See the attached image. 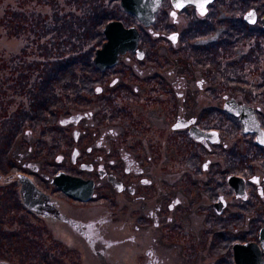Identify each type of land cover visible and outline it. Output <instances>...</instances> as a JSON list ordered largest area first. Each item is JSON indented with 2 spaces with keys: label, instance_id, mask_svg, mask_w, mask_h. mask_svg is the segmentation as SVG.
Wrapping results in <instances>:
<instances>
[{
  "label": "flooded vegetation",
  "instance_id": "obj_1",
  "mask_svg": "<svg viewBox=\"0 0 264 264\" xmlns=\"http://www.w3.org/2000/svg\"><path fill=\"white\" fill-rule=\"evenodd\" d=\"M169 5L173 25L178 11L196 13L189 4L179 10ZM263 16L264 7H246L237 23L255 30L249 52L260 80L256 86L238 80L231 90L236 87L240 96L214 97V85L201 78L189 86L187 76L197 73L179 69L177 59V65L161 67L144 53L139 32L145 29L172 47L180 43V32L153 31V20L147 26L137 22L142 55L118 54L112 66L124 60L129 67L109 77L106 68L95 71L103 76L92 80L93 95L82 97L87 106L57 120L59 150L45 164L36 163L29 144L23 157L16 140L17 170L3 179L11 191L2 187V208L20 206L40 217L52 243L46 251L55 252L59 264L77 253L81 261L75 264H264ZM228 25L215 24L207 39ZM233 31L226 50L242 54L245 34ZM60 172L81 179L85 200L65 195L52 182ZM0 264L18 263L3 258Z\"/></svg>",
  "mask_w": 264,
  "mask_h": 264
},
{
  "label": "rangeland",
  "instance_id": "obj_2",
  "mask_svg": "<svg viewBox=\"0 0 264 264\" xmlns=\"http://www.w3.org/2000/svg\"><path fill=\"white\" fill-rule=\"evenodd\" d=\"M167 5L168 0H161L149 28L153 31L164 32L178 30L180 32V43L176 47H172L169 44H165L163 40L159 41V39L154 38L143 29L141 30L142 32H139V43H142L141 46L144 47L145 54L161 61V67L164 69L173 66L175 63L177 65L175 59L185 58L189 64V67L185 69L188 74L193 71L197 73L196 76L191 78L186 75L188 85L194 88V80L201 78L203 79V84L210 83V85H214L211 90L214 97L220 94L233 95L234 93L240 96L236 92V87L231 90V86H237L238 80L245 83V86H256L259 83L260 80L257 79L258 71L254 66V52L252 50L249 52L250 45L253 43L254 35L252 34L255 30L247 26L242 29L239 26L237 27V23L241 22L239 16L246 7H264V0H217L206 7L207 11L203 15L196 14L191 8L182 9L178 11L176 17L178 25H173L171 17L168 16L169 7ZM83 7L85 9L91 7L95 10V20L87 21L84 32L81 29L79 34L71 40L70 35L75 29V23L71 25V31L68 35L60 25L67 20L69 11L74 10V8H79V14L82 15ZM101 12L103 16L102 14L100 15ZM16 14L21 16L22 19H26L19 24L23 27L19 29L5 26V18L10 15L13 16V20L16 23L18 18ZM42 15H45L43 19L36 18V16ZM131 16L133 15L121 9L118 0H0V204H2L1 199L4 198L5 189L10 190V188L4 187L7 183H4L3 179L9 173L17 170L15 159L18 156L12 155L13 151L10 146L16 139H19L17 143L20 142L19 147L23 148L24 157L26 145H31L32 156L37 164V161L45 164L49 157L59 150L56 148L57 142L60 141L57 139L58 131H55L56 128L58 129L56 119L58 120L62 116L85 108L88 103H83L81 95L87 87L91 89L95 85V82L91 84L83 83L82 85L80 79L82 72L83 74L91 75L89 80L103 76L92 73L89 64V59L91 58L92 60L94 49L99 48L100 44L105 41L102 27L109 20H119L124 27L126 25L138 27L136 19ZM30 19L33 20L30 21ZM42 20L47 21L49 28L55 31L57 40L62 39L64 43L69 42L68 50L72 46L73 49H75L74 46H80V52L74 54L78 57L77 62H80V64H76L77 69L72 70L73 76L77 77L78 75V81L73 83H75L74 90L78 91L79 97L74 99L72 104L68 100L73 96L71 94L68 95V99L62 104H59L60 102L58 101H54L52 104L49 102L48 104V101L46 102L48 97L45 96V91L40 94L44 101L38 107L39 112L36 114L32 111L33 106L27 96L33 93V89L39 84L37 81L40 78L44 80L57 79L56 73L49 70L51 65H45L43 59L30 64L33 60L29 56L30 50L23 47L25 35L28 36L31 33V28L25 23L31 24L32 29H39L43 23ZM221 23H228L229 25L216 28L214 36L207 39L212 27ZM233 30L245 34L243 37L244 39L246 38L245 48L242 54L230 55V48L226 50V44L231 42L230 39H234L235 31ZM246 34L250 35V37H247ZM240 38L236 39L235 42H239ZM50 40L49 37L46 38L47 42ZM62 44L59 42L56 46L53 45L52 49H60L63 47ZM128 51L126 50L125 52ZM14 56L19 57V68H17V61ZM193 57L196 58L195 63ZM132 59L134 58L132 57ZM142 64L138 68H144ZM262 65V63L259 64L258 70H260ZM128 67L122 60L120 63L106 68L109 73H106L105 76L109 77L113 74L112 72L116 73L118 70H124ZM32 68L42 73L33 74L28 79L26 71L33 70ZM185 72H182V74L184 75ZM18 75L21 77L20 86L18 84ZM209 76L210 78H208ZM223 76L226 77L225 81ZM123 91L125 92L126 90L123 89ZM55 92L58 96L59 92L57 89H55ZM128 99H132L131 96L120 102H125ZM139 100L142 102L141 99ZM131 101L133 102V100ZM132 102L131 106H133ZM113 103L115 108H117L116 102L114 101ZM19 104L20 109L23 111L22 121L19 117ZM64 105L65 107H63ZM56 108L60 110L57 115L55 112L51 114L48 111ZM33 113L37 116L35 117ZM52 136L54 137L53 139H51ZM164 144L166 145V143ZM46 151L50 154L46 153ZM40 155L41 159L39 160L38 157ZM12 192L9 200L12 201L15 207L14 197L16 196V191L12 190ZM6 204L8 207L14 208L10 203ZM16 208L15 210H4L0 205V259H8L18 264H59L60 259H54V255L57 254L46 251V247L52 243L46 237L47 232L44 229L43 220L40 217L32 216L20 206ZM45 223L47 229H50L48 223L46 221ZM50 230H53L54 238L62 240L55 228L51 227ZM63 254L60 257H64ZM78 260L81 261L77 253L75 257H72L71 262L66 263L63 260L62 264H75Z\"/></svg>",
  "mask_w": 264,
  "mask_h": 264
},
{
  "label": "trees",
  "instance_id": "obj_3",
  "mask_svg": "<svg viewBox=\"0 0 264 264\" xmlns=\"http://www.w3.org/2000/svg\"><path fill=\"white\" fill-rule=\"evenodd\" d=\"M79 12H80L79 8H77V9L74 8V10L73 9L70 10L68 13L67 20H65L63 22V24L60 25L61 28L64 30V32H66V34L68 35V33L71 31V25L75 23V29L71 32V35H70L71 40L74 36L79 34V31L81 29L84 32V30L86 28L87 21H93V20H95V17H96V12L91 7H87L86 9L83 7L82 11H81L82 15H80ZM102 12L100 13V15L102 14ZM76 13H77V15H76ZM44 16L45 15L36 16V18L43 19ZM102 16H103V14H102ZM102 16H101V18H102ZM17 17L18 18H17L16 23L13 20V16L10 15V16L6 17L4 25L11 27V28H19L20 29L21 25H19V24L23 20H26V19H22V17L18 16V15H17ZM131 17H133V16H131ZM32 20L33 19H30V21H32ZM239 20L241 21L240 16H239ZM42 21H43V23L39 27V29H32L33 27H31L32 26L31 24H30L31 25L30 26L28 23H25V24H27V26H29L31 28V33L28 36L25 35V37H24L25 42L23 43V47L30 50L29 56L31 58H33L32 62L30 64H33L34 61H36V62L39 61V59H41V60L43 59L45 65H51V67H49V70L56 73L57 79L53 78V79H49V80H44L43 78H40L37 81L39 84H37L35 86V88L33 89V93H31L27 96V98L29 99V102L33 106L32 111L35 112L36 114L39 112L38 107L44 101L43 97L40 94H42L45 91H46L45 96L48 97L46 100V102L48 101V104H49V102H51V104H52V102H54V101H58V102H60L59 104H62L65 100L68 99L69 94L73 95L71 98L68 99L70 104H72L73 100L79 97L78 91L74 90L75 83H73V82L78 81V75H77V77L73 76L72 70H76L77 65L80 64V62L79 63L77 62L78 57L74 55V54H77L78 52H80V46H74L75 49H73V46H72L68 50L67 46L69 45V42L64 43V41H62V39L57 40V37H55V33H54L55 31L51 30L49 28L48 22L45 20H42ZM22 32H23V30H22ZM52 34H53V36H51ZM48 37H49V39H51L49 42L46 41V38H48ZM59 42L63 43L62 44L63 47L60 49H57V50H53L52 49L53 45L56 46L57 43H59ZM44 48H46V49H44ZM235 53L239 54L238 51H236V52L234 51V54ZM193 56H195V55H193ZM195 57H197V56H195ZM195 57H193L194 63L196 60ZM14 58L17 61V63H16L17 68H19V60H18L19 57L14 56ZM177 60L180 61L178 63H180L182 65V67H180V69L185 70V69H187V67H189V64L187 63V60L185 58H181V59L177 58ZM89 61H90L89 64L91 66L90 71L92 73H95V71L100 70V69H97L93 65L91 58L89 59ZM44 64H43V66H44ZM27 65H29V64H27ZM19 73H21V72H19ZM40 73H42V72H37L36 69H33L30 71H26V76L29 79L30 76H32L33 74L37 75ZM90 78H91V75H88L85 73L83 74V72H82L81 77H80L81 84L83 85V83L88 82V80ZM61 81H63V82H61ZM90 81H91L90 84L92 82H94L92 80H90ZM18 84H19V86L21 84L20 75H18ZM55 89H57L59 92L58 96L55 92ZM87 91H89V93L91 95H93L92 87H91V89H90V87L89 88L87 87V89H85V91L81 95V98L84 97V95ZM81 92H82V90H81ZM63 107H65V105ZM48 111L51 114H53L55 112V114L57 115V114H59L58 111H60V110H57V108H56V109H49ZM22 113H23V111L20 109V104H19V117H20L21 121H22V116H23ZM36 114L33 113V115L35 117L37 116ZM56 121H57V119H56ZM19 136H20V134H19ZM9 139H11V138H9ZM16 140L10 146V148L13 151L12 152L13 156L15 155V151H16V148H15Z\"/></svg>",
  "mask_w": 264,
  "mask_h": 264
},
{
  "label": "water",
  "instance_id": "obj_4",
  "mask_svg": "<svg viewBox=\"0 0 264 264\" xmlns=\"http://www.w3.org/2000/svg\"><path fill=\"white\" fill-rule=\"evenodd\" d=\"M118 2L123 11L132 14L142 26H147L152 22L161 0H118ZM169 3L173 10H179L184 5H192L199 15H203L206 12V6L208 4L206 3L204 5V12L201 14L199 5L204 3V0H169ZM177 3H180L182 6L179 8L176 7ZM244 19L249 23L254 21L253 18L248 19L246 15ZM261 22L264 23V16ZM102 33L105 41L100 44L99 48L94 50L92 57V63L97 69L101 70L112 66L116 63L118 54H122L126 50L134 51L137 56L142 55V51L136 48L138 30L134 26L124 27L119 20H109L102 27ZM52 182L65 195L71 198L78 200H85L87 198L86 196H81V179L77 177L60 172L52 178ZM26 199H24L25 202H29V199ZM25 205L29 207L28 204L25 203Z\"/></svg>",
  "mask_w": 264,
  "mask_h": 264
},
{
  "label": "snow or ice",
  "instance_id": "obj_5",
  "mask_svg": "<svg viewBox=\"0 0 264 264\" xmlns=\"http://www.w3.org/2000/svg\"><path fill=\"white\" fill-rule=\"evenodd\" d=\"M208 2H210V0H204V3H201L200 5H199V8H200V11H201V14H203V12H204V5L206 4V3H208ZM182 5L180 4V3H177V5H176V7H181ZM248 16L249 17H252L253 16V13H248ZM171 39H173V40H175V36H173V37H171ZM98 91H99V89H98Z\"/></svg>",
  "mask_w": 264,
  "mask_h": 264
},
{
  "label": "bare ground",
  "instance_id": "obj_6",
  "mask_svg": "<svg viewBox=\"0 0 264 264\" xmlns=\"http://www.w3.org/2000/svg\"><path fill=\"white\" fill-rule=\"evenodd\" d=\"M124 54V53H123Z\"/></svg>",
  "mask_w": 264,
  "mask_h": 264
}]
</instances>
